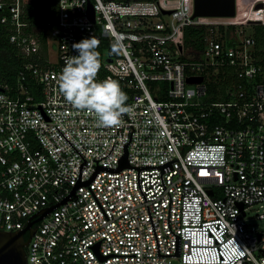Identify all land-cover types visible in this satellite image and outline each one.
<instances>
[{
  "label": "built area",
  "instance_id": "2783aa9c",
  "mask_svg": "<svg viewBox=\"0 0 264 264\" xmlns=\"http://www.w3.org/2000/svg\"><path fill=\"white\" fill-rule=\"evenodd\" d=\"M24 7L0 0V23L23 58L13 84L0 77V231L23 229L67 196L84 159L80 181L96 160L116 168L130 127V166L178 158L162 173L165 189L159 168L139 171L146 201L137 169L99 171L88 186L108 219L78 187L35 224L27 264H264V230L250 221L252 212L264 219V48L255 38L264 0H235L232 17H194V0H57L45 40L21 19ZM188 28L204 30L201 48L186 43ZM90 37L97 79L116 80L128 97L116 126L99 127L59 89L72 45ZM167 191L179 256H157L146 207L159 254H174Z\"/></svg>",
  "mask_w": 264,
  "mask_h": 264
},
{
  "label": "clouds",
  "instance_id": "9594fccd",
  "mask_svg": "<svg viewBox=\"0 0 264 264\" xmlns=\"http://www.w3.org/2000/svg\"><path fill=\"white\" fill-rule=\"evenodd\" d=\"M98 41L84 38L72 45L75 55L65 61L59 89L67 102L78 110L93 114L99 127H112L129 111L126 93L114 79L98 80L101 61Z\"/></svg>",
  "mask_w": 264,
  "mask_h": 264
},
{
  "label": "water",
  "instance_id": "95a60500",
  "mask_svg": "<svg viewBox=\"0 0 264 264\" xmlns=\"http://www.w3.org/2000/svg\"><path fill=\"white\" fill-rule=\"evenodd\" d=\"M262 7H263V4L260 3L255 8L258 9V8H262ZM234 9H235V0H194V15L193 16L194 17H232V16H234V12H235ZM89 13H90V16L93 18V9H92L91 5H89ZM201 80H202L201 77H199V78H187L188 83H198V82H201ZM57 130H58V128H57ZM132 131H133V129H132V127H130L129 140L127 143H125L123 145V154L117 160V167L116 168H110L108 166L97 165L98 160H96L95 169L93 170L89 179H86L84 181H80L81 168H82L83 163H85L88 160H85L79 154V152L72 146V144L66 139V137L59 131L62 134V136L68 141V143L84 159V162H82L79 165L78 178H77L76 182L74 183L72 189L70 190V192L67 196H65L62 200H60L55 205H52V206L46 207V208H42L36 214L29 217L27 225L23 229H17L16 231H13V232H11V231L10 232L0 231V264H27L26 247L28 246L31 237L37 228V225L35 226V224L38 223L39 221H41L46 215H48L58 205L64 204L69 199L75 200L78 197L77 195H74L75 190L78 187L83 186V185L88 186V184L95 178L96 174L101 170H105V171H108L111 173H115V172L120 171L122 168L137 169L138 187H139V190H140L144 200L146 201V198H145L144 194L142 193L141 188H140V184H139V171L142 169H147V168H159L160 169L161 183L165 189V185H164L163 180H162V173L173 169L171 163L177 161L178 158L172 159V160L167 161L166 163L158 165V166H152V165L151 166H130L128 163V157H127V154H128L127 145L129 143V141L131 140ZM93 160H95V159H93ZM88 188H89L90 192L92 193L93 197L95 198L100 209L102 210L104 216L106 217V219H108L89 186H88ZM210 194H211V191H210ZM168 196H169V204H168L167 226H168V229L170 230V232L173 235H175V252H174V254H159V246H158L156 233H155L154 226L152 223L149 208H148V206H146L147 211H148V215L150 218L151 226L153 229V233L155 236V240H156L157 256H179L180 236L173 233L169 227V215H170V204H171V196H170L169 192H168ZM26 234H28L27 238H25Z\"/></svg>",
  "mask_w": 264,
  "mask_h": 264
},
{
  "label": "trees",
  "instance_id": "16d2710c",
  "mask_svg": "<svg viewBox=\"0 0 264 264\" xmlns=\"http://www.w3.org/2000/svg\"><path fill=\"white\" fill-rule=\"evenodd\" d=\"M24 2L25 7L21 19L29 24V30L32 28L39 29L38 34L42 40H45L46 31L56 18L57 0H24ZM8 33H10L8 25L0 23V77L2 82L13 84L23 63V58L18 57L16 47L8 43ZM203 36L204 30L188 28L186 30V43L201 48ZM255 38L259 47L264 48V27H256ZM262 59L264 60L263 56ZM27 237L28 234L25 238Z\"/></svg>",
  "mask_w": 264,
  "mask_h": 264
},
{
  "label": "rangeland",
  "instance_id": "374dc122",
  "mask_svg": "<svg viewBox=\"0 0 264 264\" xmlns=\"http://www.w3.org/2000/svg\"><path fill=\"white\" fill-rule=\"evenodd\" d=\"M253 29H255V28L248 26V27H246L245 30H246L247 34H252L253 33ZM51 44H52L51 59L52 60H55V45L52 42H51ZM254 213L255 212H252L251 213L253 215V217L250 218V221L252 223V228L254 230H260V231L261 230H264V219H258V218H256L254 216ZM174 264H178V263L177 262H174Z\"/></svg>",
  "mask_w": 264,
  "mask_h": 264
},
{
  "label": "flooded vegetation",
  "instance_id": "af4514ba",
  "mask_svg": "<svg viewBox=\"0 0 264 264\" xmlns=\"http://www.w3.org/2000/svg\"><path fill=\"white\" fill-rule=\"evenodd\" d=\"M26 236V235H25Z\"/></svg>",
  "mask_w": 264,
  "mask_h": 264
}]
</instances>
